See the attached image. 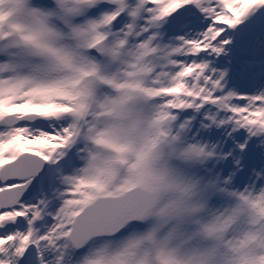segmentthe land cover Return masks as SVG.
I'll use <instances>...</instances> for the list:
<instances>
[{
    "label": "snow or ice",
    "instance_id": "snow-or-ice-1",
    "mask_svg": "<svg viewBox=\"0 0 264 264\" xmlns=\"http://www.w3.org/2000/svg\"><path fill=\"white\" fill-rule=\"evenodd\" d=\"M150 225L264 264V0H0V264Z\"/></svg>",
    "mask_w": 264,
    "mask_h": 264
},
{
    "label": "clouds",
    "instance_id": "clouds-1",
    "mask_svg": "<svg viewBox=\"0 0 264 264\" xmlns=\"http://www.w3.org/2000/svg\"><path fill=\"white\" fill-rule=\"evenodd\" d=\"M98 131L103 133L106 131L103 123L98 126ZM94 151L91 152L92 156L99 157L100 153L105 151L102 144L95 142L94 138L89 139ZM133 162H135L133 160ZM86 163H81V168H86ZM129 168H123L122 172L117 171L113 176V180L124 181L127 179ZM149 228L137 230L129 233L118 241L106 240L103 241L99 247L93 249L91 253L86 254L81 259V264H168V253L177 248L178 245L174 241H169L163 247H157L153 240L146 238V233ZM264 255V252L258 253ZM176 264H182V254L178 253L175 258ZM214 264H226L224 254H218L215 258Z\"/></svg>",
    "mask_w": 264,
    "mask_h": 264
},
{
    "label": "rangeland",
    "instance_id": "rangeland-1",
    "mask_svg": "<svg viewBox=\"0 0 264 264\" xmlns=\"http://www.w3.org/2000/svg\"><path fill=\"white\" fill-rule=\"evenodd\" d=\"M255 162H258V161H255Z\"/></svg>",
    "mask_w": 264,
    "mask_h": 264
}]
</instances>
